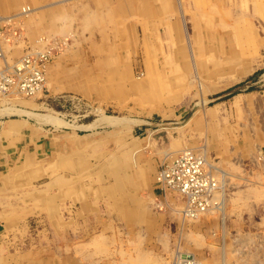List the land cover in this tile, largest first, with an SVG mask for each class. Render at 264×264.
<instances>
[{"label":"rangeland","instance_id":"rangeland-1","mask_svg":"<svg viewBox=\"0 0 264 264\" xmlns=\"http://www.w3.org/2000/svg\"><path fill=\"white\" fill-rule=\"evenodd\" d=\"M43 1L0 0L1 30L18 26L22 34L7 52L10 60L27 46L38 47L40 36L67 39L47 64L41 91L0 97L3 118L26 114L56 129L82 122L87 130L79 133L95 131L99 143L93 163L97 175L107 173L106 163L114 170L116 160L127 156L132 165L135 156L151 161L154 181L165 159L189 147L206 149L207 159L227 177L243 175L244 163L263 158L264 143L258 151L244 139L254 138L257 129L264 132V0H189V5L185 0H68L36 9ZM22 5L29 10L21 13ZM57 10L64 15L58 17ZM46 114L64 123L46 122ZM101 115L119 122L106 123ZM172 206L179 211L171 213L174 217L191 224L188 234L138 230L135 238L113 227L88 244L101 255L91 264H172L176 252L192 253L204 264H264V203L248 208L249 213L239 210L246 226L233 222L232 228L237 209L228 200L223 217L215 211L183 219L181 202L176 199ZM21 225L23 231L13 239L18 247L6 252L25 247L36 254L33 264L39 263L41 245L44 256L48 248L83 250L72 244V228L69 242L47 243L50 231L39 212ZM215 251L221 252L219 259L209 260Z\"/></svg>","mask_w":264,"mask_h":264},{"label":"crops","instance_id":"crops-1","mask_svg":"<svg viewBox=\"0 0 264 264\" xmlns=\"http://www.w3.org/2000/svg\"><path fill=\"white\" fill-rule=\"evenodd\" d=\"M56 1L45 0L35 8H47L68 0ZM185 4L189 5V0H185ZM56 13L61 17L65 12L57 10ZM247 69L245 64L242 72ZM83 126L85 124L79 122L73 127L62 125L60 128L65 130L56 129L26 114L9 118L0 115V248L3 249L0 264L34 263L36 254L25 247L6 252L9 247H18L19 241L13 239L23 231L22 221L33 212L40 213L50 231L49 236L46 235L47 243L48 240L53 243L54 239L57 245L59 241H68L72 228V244L83 246L78 254L59 251L55 246L56 249L48 248L44 256V245H41L38 264H91L101 255L88 244L93 242V236L102 237L100 233L106 235L113 227L131 231L135 238L138 230L159 232L168 237L174 236L176 230L182 235L191 230L190 223L171 214L177 215L172 206L176 199L181 204L183 199L173 191L162 190L153 181L154 166L149 159L141 161L133 156L131 165L125 156L116 160L114 170L106 163L107 173L97 175L93 163L99 143L93 139L95 131L79 133L87 130ZM262 128L264 131V123ZM244 142L260 151L264 132L257 129L254 138L245 137ZM123 145L127 150L126 144ZM249 149H243V154ZM202 150L210 158L208 151ZM250 163H244L243 175L227 177L224 173L222 176L226 193L229 190V205L237 209L230 218V228L233 222L246 226L244 219L239 217V210L249 213V209H257L264 203V156ZM67 202L74 207L66 209ZM244 204L247 208L239 209ZM213 254L208 258L216 261L221 252Z\"/></svg>","mask_w":264,"mask_h":264},{"label":"built area","instance_id":"built-area-1","mask_svg":"<svg viewBox=\"0 0 264 264\" xmlns=\"http://www.w3.org/2000/svg\"><path fill=\"white\" fill-rule=\"evenodd\" d=\"M21 10L26 12L28 6ZM11 20L12 17L7 19ZM1 26L4 25H0V97L31 96L41 91L45 86L47 64L65 48L67 39L40 36L38 47L27 46L21 56L10 60L7 52L14 42L22 39V34L18 26L6 32ZM220 171L222 169L206 160L201 152L186 148L160 164L155 183L162 190L177 193L183 199V215L192 219L223 205L227 193ZM171 263L203 264L189 252H176Z\"/></svg>","mask_w":264,"mask_h":264},{"label":"bare ground","instance_id":"bare-ground-1","mask_svg":"<svg viewBox=\"0 0 264 264\" xmlns=\"http://www.w3.org/2000/svg\"><path fill=\"white\" fill-rule=\"evenodd\" d=\"M58 1V0H57ZM56 1V2H57ZM132 1H134V0H132ZM60 2V1H59ZM7 2L5 1V4H6ZM138 3V2H137ZM50 4V3H49ZM1 5H2V3H1ZM5 6V5H4ZM23 6H28V5H22L21 6V8L23 7ZM45 6V5H44ZM21 8H20V11H21V13H25V12H23L22 10H21ZM2 9V8H1ZM7 10V9H6ZM28 10H29V7H28ZM27 10V11H28ZM117 10V9H116ZM26 11V12H27ZM129 11V10H128ZM114 14V13H113ZM140 14V13H139ZM135 16V15H134ZM167 16V15H166ZM168 17V16H167ZM126 18V17H125ZM129 18H130V16H129ZM132 18V17H131ZM121 20H123L122 18H120ZM127 20H128V18H127ZM124 21V20H123ZM135 24V23H134ZM119 25V24H118ZM183 24L181 23V26H182ZM120 26V25H119ZM136 26H137V24H136ZM184 27V26H183ZM137 28V27H136ZM123 29H124V27H123ZM122 29V30H123ZM166 30V29H165ZM158 31V30H157ZM184 31H185V34H186V30H185V27H184ZM123 32H125V29L123 30ZM140 32V31H139ZM121 33V32H120ZM122 35V34H121ZM156 35V34H155ZM186 36V35H185ZM159 37V36H158ZM126 41H127V39H126ZM137 42V41H136ZM139 42V41H138ZM190 51H193V49L190 47ZM107 57V56H106ZM110 58V57H109ZM191 60H192V58H191ZM195 73V72H194ZM127 81V80H126ZM45 82H46V80H45ZM133 84V83H132ZM86 86V85H85ZM80 88H81V86H80ZM134 89H139V87H135V85H134ZM88 90H90V89H88ZM92 91V90H91ZM134 91V90H133ZM94 96V95H93ZM96 96V95H95ZM5 109V108H4ZM16 109H18V108H16ZM22 110V109H21ZM1 111V110H0ZM14 111V110H13ZM19 111V110H18ZM4 112V111H3ZM7 112V111H6ZM26 112L28 113L29 111H27L26 110ZM36 115V114H35ZM42 117V116H41ZM100 119L102 120V121H104V122H106V123H109V124H115V123H117V122H119L118 120H115V119H112L111 118V116H107V115H101L100 116ZM43 120L45 121L46 120V122H50V123H53V124H55V125H60V124H63L64 122H63V120H61V118H59L58 116H56V115H48L47 116V114H46V116L45 117H43ZM117 121V122H116ZM95 124V123H94ZM190 149H192V148H190ZM194 150H196V151H199V152H201L204 156H205V158H206V160H208L209 162H211L209 159H207L208 157H207V155H206V153L204 152V150H202V149H194ZM207 152V151H206ZM224 171V170H223ZM223 171H220V178H222V175H223V173H225V172H223ZM227 198H224V200H223V205L221 206V207H219V208H214V209H211V210H208V211H206V212H204L205 213V215H206V213H209V212H215V211H218V212H215L216 214H218L219 216H222L223 217V215L225 214V209H226V203H227ZM229 203V202H228ZM228 206V205H227ZM182 208H183V203H182ZM175 209H177V208H175ZM174 209V210H175ZM180 210H181V208H180ZM175 211H177V212H179L178 210H175ZM177 212H175L176 214H178ZM181 217L184 219V215H183V211L181 210ZM223 214V215H222ZM201 215V214H200ZM199 215V216H200ZM202 215H203V213H202ZM215 215V214H214ZM178 216V215H177ZM198 216V217H199ZM186 218V217H185ZM134 230V229H133ZM91 255V254H90ZM202 262V261H201ZM165 263V262H164ZM204 264V263H203Z\"/></svg>","mask_w":264,"mask_h":264},{"label":"trees","instance_id":"trees-1","mask_svg":"<svg viewBox=\"0 0 264 264\" xmlns=\"http://www.w3.org/2000/svg\"><path fill=\"white\" fill-rule=\"evenodd\" d=\"M235 93V91H232L231 93H229V95H232V94H234Z\"/></svg>","mask_w":264,"mask_h":264}]
</instances>
